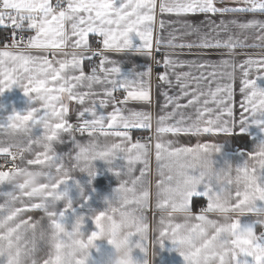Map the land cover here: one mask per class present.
<instances>
[{
    "label": "snow or ice",
    "instance_id": "snow-or-ice-1",
    "mask_svg": "<svg viewBox=\"0 0 264 264\" xmlns=\"http://www.w3.org/2000/svg\"><path fill=\"white\" fill-rule=\"evenodd\" d=\"M157 12L202 16L199 22L184 21L185 35L198 40L178 46L220 59L198 58L185 65L165 54L156 60L153 49L165 46L160 38L153 42ZM236 14L253 18L224 19ZM256 14L264 15V0H0V94L15 86L30 101L23 114L14 111L0 118V186L29 169H38L43 177L38 188L19 197L0 192V264H65L60 252L72 202L67 200L61 211L57 205L68 197L72 173L95 176L97 160L108 164L120 183L105 199V210L89 217L96 230L86 243L77 244H93L105 222L113 235L126 222L128 241L145 257L150 244L163 249L168 241L184 264H264V135L250 136L252 128L264 133V89L257 86L264 79V20L254 18ZM158 26L163 31V19ZM252 32L255 42L249 44L246 34ZM92 36L99 49L92 47ZM166 46L177 47L171 42ZM109 52L145 56L162 68L157 89L164 102L154 144L152 136L135 142L131 136L132 130H152L153 69L122 73ZM238 54L245 58L237 62ZM184 66L197 73L175 74L176 67ZM237 71L242 96L238 114ZM173 75L179 92L169 94ZM121 90L122 99L116 95ZM129 102L145 107L127 108ZM110 106L112 111L105 113ZM221 136L228 139L203 142L204 137L219 141ZM109 137L111 145L100 142ZM245 137L253 141L251 150L226 147L229 140L243 142ZM58 144L70 147L60 152ZM153 149L154 206L149 179ZM118 160L122 163L116 164ZM37 211L39 218L30 215ZM149 213L154 218L160 213L154 240ZM79 218L81 230L85 217Z\"/></svg>",
    "mask_w": 264,
    "mask_h": 264
},
{
    "label": "crops",
    "instance_id": "crops-1",
    "mask_svg": "<svg viewBox=\"0 0 264 264\" xmlns=\"http://www.w3.org/2000/svg\"><path fill=\"white\" fill-rule=\"evenodd\" d=\"M240 6V5H237ZM253 18L252 14L247 15H228L225 16V20H232V19H238V20H244V19H251ZM256 19L264 20V15L256 14ZM163 19L165 22V28L163 31L159 29L158 22ZM203 19L202 16L196 15V16H181L177 17L175 15H163L161 16L159 12H157L156 16V22L157 27L154 29L153 32V42L155 44V40L157 38H160L162 40V46L159 52L155 51V48L153 49L154 54L156 56V60H162L165 57V54H167L168 57H170L173 60L179 61L185 65L197 60L198 58H205V59H211L212 61H216L220 59L219 55H212L211 57L205 56L204 50H200L197 48H193L189 50L188 48H181L178 45L180 44H187L191 42H195L198 40V37L195 35H185V26L184 21H195L199 22ZM215 20L219 21L220 17H214ZM208 29L206 27L202 28V32H207ZM233 31H236L233 29ZM248 36L247 43L251 44L255 42V32L247 33ZM223 36V34H222ZM174 37V39H173ZM93 40H97L96 37H91V42ZM174 43L177 45V47H167L166 45L169 43ZM138 43V41H136ZM68 52L73 51L71 47L66 49ZM240 50H237L239 53ZM249 52L256 54L260 50L259 49H249ZM109 59L115 60L117 62V65L121 67L122 73H128L133 68L136 70H144L146 67L151 66L153 71L151 75V94H152V107L150 109L151 115H152V130L151 131H137L132 130L131 136L132 141L135 142L137 140L138 134L143 133L146 137L152 136L153 140L152 143H155V127H156V118L158 113L160 112V105L163 104L164 98L162 95H160V90L157 89V84L160 83L158 80V73L162 71V68L156 64L154 60H150L145 56H141L135 53H113L109 52L107 53ZM245 57L242 54H238L234 57V59L239 62L242 61ZM84 70L85 72H89V68L87 67V61L84 64ZM193 72L197 73V70L195 68H189L187 66L184 67H176L175 68V74H182L184 72ZM255 78V76H253ZM174 87L170 90L169 94H175L179 92V85L175 81V75L172 76ZM240 73L237 71L236 73V82H235V101L237 102L235 105L237 114L239 113V106L238 102L242 99V96L239 94V88H240ZM257 86L264 89V79L257 80ZM97 90H100V86H95ZM212 87L214 88L215 85L213 84ZM86 90V89H82ZM207 90V89H205ZM123 94L125 95L124 91H118L116 95ZM186 101H181V103H185ZM30 107V101L28 97H25L23 95V90L19 87H13L10 90H6L3 94H0V118H5L7 115L12 114L15 112H20L23 114L26 110H28ZM121 107H124L121 105ZM145 107L144 105H141L137 102H129L127 105V108L131 109H139ZM209 107H214V105L209 104ZM105 113L112 111L111 106L104 110ZM127 114V111L125 112ZM37 134H39V130H37ZM258 135H264V133H259V130L256 128H252L250 130V136L256 137ZM166 138H172L171 136ZM83 139V138H82ZM225 139H228L226 137L221 136L219 141L214 140L212 137H204L203 142L206 143H223ZM181 140L186 144L188 143L187 138L181 137ZM248 141V143H247ZM102 144L106 142H113V138L109 137L107 139L101 138L100 141ZM118 142V141H117ZM196 141L193 140L192 143L194 145ZM236 144H242L243 146H236ZM57 151L63 152L67 151L70 147L69 145L65 144H58L55 146ZM227 148L232 149L233 152L240 151V150H251L253 147V141L250 137H245V141H232L229 140ZM16 151V149H14ZM154 149L153 154L150 158V168H151V174L149 176V179L151 181V191L153 196V206L155 205V193H156V161H155V155H154ZM231 154V153H229ZM214 159L220 160L219 156L214 157ZM222 162V161H221ZM122 161H117L116 164H121ZM113 165L112 167H114ZM94 167L96 169V174L93 177H90L87 173H81L79 171H76L72 173V177L68 182V197L65 201H61L57 205V211H61L64 209L67 200H71L72 202V209H70L65 215H66V228L67 230H71L72 225L75 222V219L77 217H85V227L81 229V231L85 234V237L91 234L92 231H95V226L92 223V220L89 218L91 216H94L95 214H98L101 211H104L106 208L105 199L110 198L112 195L113 190L119 186V179L114 175L112 171L109 170L110 166L106 164L104 161L97 160L94 162ZM139 165L137 166V175L139 170ZM0 192H11L13 196L17 197V191L13 184H4L0 186ZM0 202H2V198H0ZM30 215L39 218L42 213L40 212H33L30 213ZM160 213H156L155 217L152 213H149L148 219L150 223V228L152 229L149 233V236L151 239L154 240L155 238V228L157 224V219ZM259 230V229H258ZM250 235L249 233H245V237ZM135 240V238H134ZM97 247L104 252L105 254H110L111 249L110 246L107 245L106 241H97ZM134 258L137 261V264H144V261L147 259L148 261L151 260V264H184L183 258L179 255L178 252L174 250V246L168 242H164V247L161 249L159 245H156L154 249L152 248L151 244L149 247V254L148 257H145L144 254H142L139 249L134 250Z\"/></svg>",
    "mask_w": 264,
    "mask_h": 264
},
{
    "label": "clouds",
    "instance_id": "clouds-1",
    "mask_svg": "<svg viewBox=\"0 0 264 264\" xmlns=\"http://www.w3.org/2000/svg\"><path fill=\"white\" fill-rule=\"evenodd\" d=\"M112 143L106 142L104 145L109 146ZM11 171L15 170L11 169ZM42 182L43 177L40 175L38 169H29L25 173L13 176L10 180V183L16 188L17 197L21 196L24 191L38 188ZM54 208L55 202L53 204V210ZM82 223V219L77 217L71 230L66 232L67 239L60 252L65 264H76V261H79L80 264H137L133 255L136 248L127 239L128 232L131 229L126 226V222H124V226L115 235L112 234L108 223L105 222L99 238L93 244L87 246H81L76 243V241L87 242V237H85V234L79 227ZM109 240H111V243H109ZM97 241H106L111 249L110 254L102 252L97 247ZM3 254L7 256V248L3 250ZM148 264H151V260L148 261Z\"/></svg>",
    "mask_w": 264,
    "mask_h": 264
},
{
    "label": "built area",
    "instance_id": "built-area-1",
    "mask_svg": "<svg viewBox=\"0 0 264 264\" xmlns=\"http://www.w3.org/2000/svg\"><path fill=\"white\" fill-rule=\"evenodd\" d=\"M91 44H92V47H93L94 49H99V48L101 47V45L97 43V40H93V41L91 42ZM95 63H97V64L99 63V58L96 59ZM87 67L89 68V64H88V62H87ZM117 96H118V98H120V99H122V98L124 97L123 94H118ZM145 138H146V136H145L143 133L138 134L137 139H140V140L143 141ZM10 171H11V169H10Z\"/></svg>",
    "mask_w": 264,
    "mask_h": 264
}]
</instances>
